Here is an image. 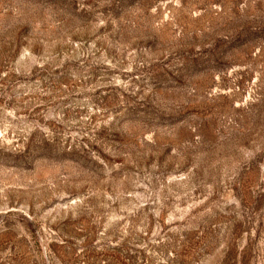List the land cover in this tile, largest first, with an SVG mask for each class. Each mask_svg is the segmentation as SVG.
I'll use <instances>...</instances> for the list:
<instances>
[{
    "label": "rangeland",
    "instance_id": "obj_1",
    "mask_svg": "<svg viewBox=\"0 0 264 264\" xmlns=\"http://www.w3.org/2000/svg\"><path fill=\"white\" fill-rule=\"evenodd\" d=\"M0 264H264V0H0Z\"/></svg>",
    "mask_w": 264,
    "mask_h": 264
}]
</instances>
